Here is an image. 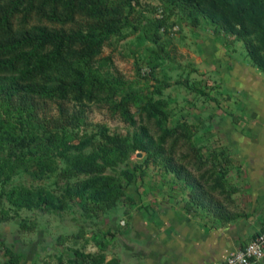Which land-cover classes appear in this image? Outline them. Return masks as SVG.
<instances>
[{
	"label": "rangeland",
	"instance_id": "rangeland-1",
	"mask_svg": "<svg viewBox=\"0 0 264 264\" xmlns=\"http://www.w3.org/2000/svg\"><path fill=\"white\" fill-rule=\"evenodd\" d=\"M113 4L125 15L135 8L129 18L137 29L126 25L107 40L95 66L119 84L114 80V90L81 103L71 98L42 100L38 119L45 120L48 131L57 132L56 122L69 125L68 116L84 108L86 123L66 130L70 144L95 133L97 145L104 133L132 135L142 125L161 141L165 128L175 129L164 136L166 153L222 207L214 211L200 207L191 188L165 167L162 158L138 150L127 162L104 172L129 183L104 205L79 203V198L66 195L60 175L66 161L59 155L56 171H48L44 178L13 173L8 190L16 185L41 187L55 196L50 208H21L14 198L1 194V181L11 172V164L0 159V264H187L184 241L192 238L195 221L217 238L227 226L228 251L235 237L245 244L251 238L243 232L264 226V71L242 40L215 29L201 14L195 23L191 9L165 0ZM12 20L15 29L24 22L61 26L36 11L29 15L20 11ZM159 22L163 25L157 28ZM120 102L128 118L118 108ZM155 106L161 112L150 115ZM1 112L0 132L11 131L16 117L6 108ZM94 148L87 146L85 151ZM19 168L16 165L15 171ZM254 170L261 173L260 190L248 187L256 180ZM89 175L74 177L72 184ZM227 213L231 218L225 221Z\"/></svg>",
	"mask_w": 264,
	"mask_h": 264
},
{
	"label": "trees",
	"instance_id": "trees-1",
	"mask_svg": "<svg viewBox=\"0 0 264 264\" xmlns=\"http://www.w3.org/2000/svg\"><path fill=\"white\" fill-rule=\"evenodd\" d=\"M165 1L172 6L191 9L195 13V23L199 22L198 14H201L215 29L236 35L264 71V0ZM134 9L132 6L125 15L113 0H0V115L6 108L16 117L11 131L0 132V159L11 164V172L1 181V194L14 198L12 201L21 208L42 205L50 208L55 205V196L41 187L16 185L8 190L6 186L13 173L44 178L48 171H56V156L59 155L66 161L65 168L60 171L66 195L71 200L79 198V203L104 205L122 194L129 184L111 179L104 172L127 162L130 154L138 150L147 152L149 157L162 158L165 167L191 188V196L200 207L210 211L222 207L220 203H213L208 192L202 191L201 183L187 172L184 175L183 167L173 163V158L166 153L164 139L176 133L175 129L165 128L161 141L142 125L127 136H110L103 132L97 145L94 144L95 133H86L78 143L70 144L66 130L80 128L86 123L84 108L68 116L69 125L56 122L57 132L48 131L45 120L38 119L42 100L71 98L81 103L96 99L113 89L114 84H119L116 78L103 75L95 65L105 42L121 34L126 25H133L129 17ZM20 11L28 15L36 11L40 17L61 26H25L24 22L15 29L12 19ZM23 17L27 20L28 16ZM68 23L73 25L67 28ZM161 24L159 22L157 28ZM157 35L155 32V37ZM122 104L117 106L128 118ZM155 111L160 113L161 109L155 106L150 115H155ZM91 145L95 148L86 152L85 147ZM16 165L20 167L19 172L15 171ZM31 166L38 170H30ZM83 173L90 175L72 184L71 180ZM129 173L126 172L131 179ZM16 193L19 195L14 197ZM228 216L224 214L223 219L227 221L231 218ZM78 255L85 257L81 253Z\"/></svg>",
	"mask_w": 264,
	"mask_h": 264
},
{
	"label": "crops",
	"instance_id": "crops-1",
	"mask_svg": "<svg viewBox=\"0 0 264 264\" xmlns=\"http://www.w3.org/2000/svg\"><path fill=\"white\" fill-rule=\"evenodd\" d=\"M252 175L256 176L255 177L256 180L250 183V185L248 184V187L250 188V190H260L259 189L260 187L258 188V185L259 186L261 185V182H260L261 180L259 179L261 173H259L258 171L256 172V170H254ZM256 195L258 197L260 196L259 193H256ZM217 221H219V224L224 223L223 220L221 219H218ZM198 224L200 226V229L198 227ZM224 226L225 225H223V230L225 231L218 232V235H220L218 237L220 240L218 241L216 233L212 235L211 231L205 228V224H202L201 222L198 223L197 221H195V223L192 225V228H194L193 233H192V238L187 239V242L184 241V245H186V248H187V253L183 255L184 256L183 258L184 259L186 258L185 260H188L187 264H217L222 259H224L229 253H231L233 250L238 248L237 246L240 247L241 244L243 245V243H241L243 239H240V238L237 239V237H235L236 239L234 238L232 240L230 250L228 251L227 246H226L227 245V239H226L227 238V235H226L227 226L225 227ZM262 229H264V226L253 229L251 233L249 230L245 231L243 232V234H245L246 236L245 238H252L255 234H257ZM215 238H217L216 242L214 241ZM183 258L181 257V259ZM181 259H179L178 261L181 262L182 261Z\"/></svg>",
	"mask_w": 264,
	"mask_h": 264
},
{
	"label": "built area",
	"instance_id": "built-area-1",
	"mask_svg": "<svg viewBox=\"0 0 264 264\" xmlns=\"http://www.w3.org/2000/svg\"><path fill=\"white\" fill-rule=\"evenodd\" d=\"M217 264H264V229Z\"/></svg>",
	"mask_w": 264,
	"mask_h": 264
}]
</instances>
